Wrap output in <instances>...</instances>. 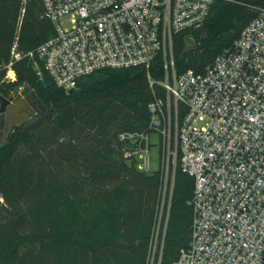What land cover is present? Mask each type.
<instances>
[{
  "label": "trees",
  "instance_id": "trees-1",
  "mask_svg": "<svg viewBox=\"0 0 264 264\" xmlns=\"http://www.w3.org/2000/svg\"><path fill=\"white\" fill-rule=\"evenodd\" d=\"M263 6L219 1L200 29L175 35L178 75L204 73ZM53 37L42 0H0V96L12 100L27 87L41 110L0 146V264H150L163 176L126 159L119 138L150 132L149 105L167 96L163 56L150 70L88 76L69 94L25 57ZM15 44L23 58L13 62L12 83L6 76ZM194 186L179 157L160 264H176L189 248Z\"/></svg>",
  "mask_w": 264,
  "mask_h": 264
},
{
  "label": "built area",
  "instance_id": "built-area-1",
  "mask_svg": "<svg viewBox=\"0 0 264 264\" xmlns=\"http://www.w3.org/2000/svg\"><path fill=\"white\" fill-rule=\"evenodd\" d=\"M42 1L54 37L25 57L66 93L104 70H150L163 56L168 100L149 105L150 132L119 141L126 158L150 173L158 133L163 190L172 192L179 157L194 179L191 242L176 264H264V6L204 73L178 75L173 37L200 29L216 2L236 0ZM11 55L6 80L14 83L13 62L23 58L17 44ZM162 247L163 240L158 264Z\"/></svg>",
  "mask_w": 264,
  "mask_h": 264
},
{
  "label": "rangeland",
  "instance_id": "rangeland-1",
  "mask_svg": "<svg viewBox=\"0 0 264 264\" xmlns=\"http://www.w3.org/2000/svg\"><path fill=\"white\" fill-rule=\"evenodd\" d=\"M163 83H161L162 85ZM11 105L7 109V114L5 118V125L0 129V146L7 141V136L10 133V129L12 125L14 126H22L26 123H30L36 120V115L41 111L39 105L36 100L32 96L30 90L27 87L19 88L15 93L12 94ZM168 100V94L166 96V100ZM160 135L158 133H153L151 135V171L150 173L158 172L161 170L162 165V142L160 139ZM126 158V156H125ZM127 159V158H126ZM173 167H171L170 176L172 177ZM165 197V207L162 208V204ZM171 197V189L167 187V191L163 190L162 192V203L159 210L158 223L155 230L154 235V248L156 246V252L153 249L151 263L154 260L153 264H156L157 257L160 252V246L162 241V225L164 223V219L166 216L168 200ZM0 204H2V200H0ZM163 209V210H162ZM159 261H157L158 263Z\"/></svg>",
  "mask_w": 264,
  "mask_h": 264
},
{
  "label": "water",
  "instance_id": "water-1",
  "mask_svg": "<svg viewBox=\"0 0 264 264\" xmlns=\"http://www.w3.org/2000/svg\"><path fill=\"white\" fill-rule=\"evenodd\" d=\"M74 90H71L69 92V94L73 93ZM0 102H1V106H0V116H1V120H3L6 116V113H7V109L8 107L12 104L11 101H9L8 99L0 96ZM19 126H16L15 127V131L17 130ZM10 140V139H9ZM8 140V141H9Z\"/></svg>",
  "mask_w": 264,
  "mask_h": 264
},
{
  "label": "flooded vegetation",
  "instance_id": "flooded-vegetation-1",
  "mask_svg": "<svg viewBox=\"0 0 264 264\" xmlns=\"http://www.w3.org/2000/svg\"><path fill=\"white\" fill-rule=\"evenodd\" d=\"M0 106H1V102H0ZM5 118H6V116H5ZM5 118L3 120H1V116H0V129L5 125ZM15 127L16 126L12 125V127L10 129V133L7 136V140H9L11 138L12 134L15 132Z\"/></svg>",
  "mask_w": 264,
  "mask_h": 264
}]
</instances>
